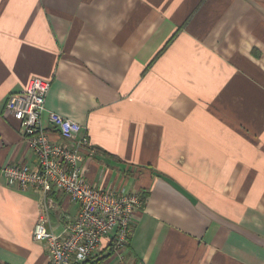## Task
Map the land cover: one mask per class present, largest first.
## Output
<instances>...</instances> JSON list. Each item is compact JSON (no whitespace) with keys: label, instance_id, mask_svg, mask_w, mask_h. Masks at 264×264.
Masks as SVG:
<instances>
[{"label":"crops","instance_id":"1","mask_svg":"<svg viewBox=\"0 0 264 264\" xmlns=\"http://www.w3.org/2000/svg\"><path fill=\"white\" fill-rule=\"evenodd\" d=\"M37 76L49 138L50 111L80 122L88 180L143 199L88 264H264V0H0V264L48 262L45 194L3 173L38 162L6 109ZM49 195L61 233L81 207Z\"/></svg>","mask_w":264,"mask_h":264},{"label":"built area","instance_id":"2","mask_svg":"<svg viewBox=\"0 0 264 264\" xmlns=\"http://www.w3.org/2000/svg\"><path fill=\"white\" fill-rule=\"evenodd\" d=\"M51 80L32 78L26 89L12 93L6 104L7 114L18 121L20 133L38 158L35 166L27 163L6 165L4 178L8 185L25 189L35 187L45 194L39 219L33 228L35 241L46 243L47 264H78L94 258L106 238L114 240L115 253L128 246L137 211L143 207L140 192L125 188H100L91 183L80 161L83 153H96L80 122L50 111L49 119L66 144L49 138L43 124L46 98ZM52 189L65 192L80 204V212L67 222L61 233L49 227L54 200Z\"/></svg>","mask_w":264,"mask_h":264},{"label":"trees","instance_id":"3","mask_svg":"<svg viewBox=\"0 0 264 264\" xmlns=\"http://www.w3.org/2000/svg\"><path fill=\"white\" fill-rule=\"evenodd\" d=\"M110 242H111V243H110V247H111L112 250H113V249H114V240H111ZM104 258H105V257H101L100 259L96 260V261H95L96 264H100V263L104 260ZM91 259H92V258H90V259H88V260H86V261H83L82 263H79V264H88V262H91Z\"/></svg>","mask_w":264,"mask_h":264}]
</instances>
